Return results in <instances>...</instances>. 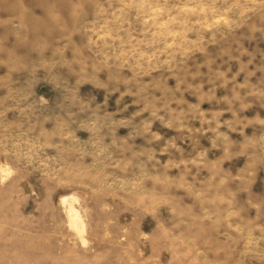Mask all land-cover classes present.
Segmentation results:
<instances>
[{
  "label": "rangeland",
  "instance_id": "374dc122",
  "mask_svg": "<svg viewBox=\"0 0 264 264\" xmlns=\"http://www.w3.org/2000/svg\"><path fill=\"white\" fill-rule=\"evenodd\" d=\"M0 264H264V0H0Z\"/></svg>",
  "mask_w": 264,
  "mask_h": 264
}]
</instances>
